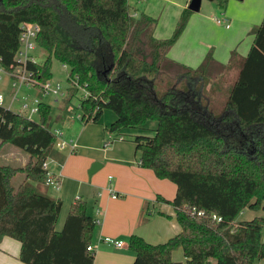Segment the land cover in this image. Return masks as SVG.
<instances>
[{
    "label": "trees",
    "instance_id": "1",
    "mask_svg": "<svg viewBox=\"0 0 264 264\" xmlns=\"http://www.w3.org/2000/svg\"><path fill=\"white\" fill-rule=\"evenodd\" d=\"M229 1L218 3L225 8ZM192 13L184 10L173 36L160 40L158 20L136 17L128 0H0V63L15 64L20 25L38 23V45L48 56L29 68L39 80H51L57 59L70 69L65 99L79 89L86 93L79 106L85 123L109 110L116 115L110 132L140 131L133 137L140 166L177 187L172 201L158 200L173 206L181 232L156 245L131 236L134 264H182L172 258L179 248L187 264H255L264 260V217L237 219L246 209L264 210V19L226 111L216 115L205 86L231 73L240 57L232 51L225 65L210 52L197 68L170 58ZM39 114L34 121L0 107V143L30 158L23 168L0 165V243L5 237L20 242L24 264H94L88 247L96 223L87 202L78 199L57 231L62 201L32 184L46 185L43 166L56 145L50 106L41 104ZM151 121L157 127L148 134ZM18 174L26 178L16 184Z\"/></svg>",
    "mask_w": 264,
    "mask_h": 264
},
{
    "label": "crops",
    "instance_id": "2",
    "mask_svg": "<svg viewBox=\"0 0 264 264\" xmlns=\"http://www.w3.org/2000/svg\"><path fill=\"white\" fill-rule=\"evenodd\" d=\"M144 1L146 0H138L137 3H142ZM170 1L171 0H169V2ZM190 2L191 0H177L171 3L172 7L168 17V31H163L160 28L158 29L157 25L154 32V36L157 39H167L173 31L175 32L181 15L184 10L189 9ZM215 4L217 5H214L212 8V13L217 16L214 17L204 14L202 19H200V17H197L199 16V12H193L189 21L190 25L192 24L191 27L193 25L195 27L201 26V32L207 30V28L211 26L210 24H217L216 18L227 20L230 25L229 28H227L225 24L221 25L226 29L231 28L232 20H234L235 24L239 25L236 32L230 37V40L223 43L221 46V49L229 52V54L221 56L222 58H220L218 53H216L215 58L220 63L227 65L230 61V54L232 51H237L239 54L240 60L233 66L236 68L231 72V81H228V77L224 79L225 82L223 81L226 83L225 85L229 84L230 90L239 76L244 59L248 57L254 44L255 37L253 31L264 19V0H230L225 8L221 7L219 3ZM202 7L203 3L201 9ZM136 11L133 14L139 17ZM142 15L148 14L144 13ZM246 38H249V40L246 41ZM203 44L206 46L204 49H199L196 46L195 48H190L193 52L191 54V60L180 57L178 53L173 50L174 47L171 49L169 56L176 61L197 68L210 52L213 53L212 49L215 45L207 42L202 43V47H204ZM256 64L257 63H253L251 66L257 67ZM67 95L68 90L65 91L63 99H65ZM15 101L12 99L9 106H5L4 102L3 107L13 111L12 106ZM16 113L28 117V114L22 111ZM115 121L116 115L109 123H107V121L100 124V120L98 122L92 121L90 124H100V126L96 128V131L91 129L83 133L89 126L83 125L82 131L78 129L79 132L75 138L68 136L69 133L66 132V129L64 131L57 129L63 133L62 139L65 141H73L76 144V148L74 150L71 148L60 150L57 147L53 150L54 153L52 152L55 155L49 158L51 170L55 174L60 175V194H58L57 198L49 195V189L51 187L47 185H38L40 194L61 200L63 206L64 201H68L69 199L75 198L71 206H73L78 199L85 200V198L81 196V193L89 190V185L87 183H93L92 186L103 187L105 188L104 192L109 193L111 197L108 196L106 204L104 202L106 206L102 211L97 208L98 202L94 195H92L91 199H88L89 201L86 200L91 204V208L95 210V218L97 216L101 221L100 225H98L94 231L91 244L93 252L95 253L94 264H134L135 254L129 251L130 247L129 250L126 248L125 240L130 241L131 236L137 235L144 238L150 244L156 245L168 242L181 232L180 225L176 221V213L173 206L167 204L165 201L158 200V197H162L167 201H172L176 196L177 187L176 192L172 194L170 186L162 183L164 180L159 179L154 171L140 166V153L136 150V144L133 140H127L126 135L123 133H115L116 135H114V133L110 132L109 128ZM147 127L148 129L155 130L157 124L156 122L153 124L149 123ZM137 132L140 133V131ZM107 133H111L109 137L111 136L114 138L111 143L114 141L116 142L112 145L105 146L108 141V139H106ZM121 137H123V139H121ZM57 149H59V151H57ZM65 151L68 152L69 155L83 153L86 159L82 161L77 156L67 157L64 154ZM29 159V155L21 149L9 144L2 145L0 143V165L23 168L28 164ZM97 162L102 164L95 173L102 169L103 171L97 175L94 180L93 178L91 179V177L95 173L89 175V180L88 170L92 168V164ZM74 163L75 165L71 167L70 165ZM62 174L64 175L63 179ZM18 176H23L20 183L25 181V174H18ZM18 176L16 178H18ZM106 177H108V184ZM113 193L118 195V197L113 198ZM125 197L126 199H124ZM97 210L99 211V216L97 215ZM88 213L93 216L89 210ZM145 213L148 214L147 221H143ZM107 236L123 241L124 246L122 248L109 246V244L104 242ZM20 250V242L5 237L0 243V264H24L19 258ZM172 258L176 262L187 264V259L181 248L174 251Z\"/></svg>",
    "mask_w": 264,
    "mask_h": 264
},
{
    "label": "rangeland",
    "instance_id": "3",
    "mask_svg": "<svg viewBox=\"0 0 264 264\" xmlns=\"http://www.w3.org/2000/svg\"><path fill=\"white\" fill-rule=\"evenodd\" d=\"M175 2L177 0H171L169 2V0H146L142 3H137L138 0H128L129 6L131 8V11L134 13L136 10L137 15L139 17L142 16V14L146 13L149 16L154 17L155 19L158 20V29H162L163 31H168V27H169V20L168 17L170 15V10L172 7V2ZM219 0H214V2L208 1V0H202L203 3V7L201 9V12H199V16L200 19H202V17L204 16V14H208L210 16H217L216 14L212 13V8L214 7V5H217L215 3H218ZM213 5V6H211ZM201 15V16H200ZM192 16V15H191ZM192 25V24H191ZM190 25V21L189 24L186 28V30L184 31V33L182 34V36L180 37V39L177 41V43L175 44L173 50H175L178 55L182 58H185L187 60H191L192 58V51H191V47L195 46L197 48H206V46L203 44L204 47H202V43H211V44H215L212 51L214 54V57L216 58V53H218L219 57L222 58L221 56H226L227 54H229V52L222 50L221 46L223 45V43L227 42L230 40V37L232 36V34L234 32H236L237 27L239 25L235 24L234 20H232V25L230 29H226L224 26H221L220 24H210L211 26L207 28V30H203L204 32L200 31V27L201 26H192ZM191 27V29H190ZM189 28V29H188ZM202 30V29H201ZM174 33V31H173ZM173 33L171 35H169V37H167V39L171 38L173 36ZM251 38V36H250ZM249 38H246V41H248ZM217 46V47H216ZM37 57L39 58V62L40 64H43L48 56L47 52L44 49H39L36 52ZM225 58V57H223ZM0 68H2V65L0 63ZM69 73H70V69L68 68V66L63 65L61 62H59L57 59L53 58L52 59V78L50 80L51 85H57L60 84L62 87V91H66L69 90L70 88V84L68 82V78H69ZM2 80L0 81V93H3L4 97H5V106H9L12 102V99L14 98V94H15V88H13L12 86V82H11V78L9 77V75L3 74L2 75ZM228 77V81H231V77H232V73L229 72V74L223 76L220 80H218L216 83H212L211 81L209 82V85L205 86L204 89V93H205V98L206 101L208 102V104L210 105V109L216 114V115H221L224 111H226V104H227V100H228V93H229V84L225 85L226 83H224V79ZM224 81V82H223ZM69 93V91H68ZM85 91L83 89H79L76 94L74 95L72 101H67V99H63L61 97H55L52 94L49 95H45L41 92L40 89L37 88H28V87H23L18 91L17 97H18V101H15L12 109L14 112H23L28 114L27 112H24L21 108V106L24 105V100L28 99V102L31 103L33 102L34 99L38 98L41 102V104H45L47 106H50V116L52 117V122H51V126L53 131L57 130V129H61V130H65L66 132L69 133L68 136H71V138H75L77 136V133L79 132L78 129L83 128V125H89L85 132L89 130H95L96 128H98L100 126V124H102V122H107L109 123L114 117L115 115L113 114L112 111L109 110H105L103 115L100 118V124H90L91 122H88V124H85V122L82 120V110L79 108V105L81 103V97L84 96ZM28 118L34 121H40L41 120V116L39 113L34 114L32 116H30L28 114ZM150 124H153L155 122H149ZM151 130V131H149ZM148 134H152L153 131L152 129H148ZM146 131V132H147ZM65 132V135L67 136ZM123 134L126 135V139L127 140H133V137L138 134L137 130L134 129H125L123 132ZM111 133H107L106 135V139H108L109 135ZM114 135H116L114 133ZM57 138V137H56ZM59 139H56V145L54 147V150L57 148V144H58ZM116 141H114L113 143H115ZM113 143H111L110 145H112ZM57 151H59V149H57ZM62 152V151H61ZM80 152V151H78ZM54 153V152H53ZM51 154V158L53 157V155L55 154ZM65 156L67 157H79L82 161H84L86 159L85 155L83 153H77V155H69L68 152L65 151ZM98 163V162H97ZM96 164V163H94ZM92 164L91 167L94 165ZM102 164V163H100ZM74 164L70 165L71 167L74 166ZM91 169V168H90ZM88 170V178H89V171ZM103 171V169L101 171H98L97 173H95L91 179L94 178L99 175L101 172ZM23 176H18V178L15 179L16 184H19L22 180ZM64 175L62 174V179H63ZM108 177H106V181L108 184ZM90 180V178H89ZM165 185L170 186L171 190H172V194L173 192H176V185L169 181V180H164ZM36 189L39 192L38 189V184L36 183H32ZM89 185V190L86 192L81 193V196H83L85 198V201H89L88 199L92 198V195H94L97 203V208L101 209V211L105 208L106 205H104V202L106 204V200L108 199L109 193H105V188L103 187H96V186H92L93 183H87ZM44 185V184H43ZM58 194H60L59 189L53 188L51 187L49 189V195L51 197L57 198ZM171 194V195H172ZM111 197V196H109ZM73 198V197H72ZM111 199V198H110ZM126 199V197L124 198ZM75 198L73 199H69L68 201H64V206L63 209L60 213L57 225H56V230L57 231H61L64 227L65 224V220L67 218V215L69 213V209L71 204L74 202ZM112 200V199H111ZM110 200V201H111ZM86 201V202H87ZM103 203V204H102ZM88 204V210L92 213L93 217L95 218V210L91 208V204L89 202H87ZM256 217H264V210L262 209H258V210H252V209H246L239 217L237 220L239 221H250L253 220ZM98 227V225H96V228ZM109 238L118 240L117 238L114 237H110L107 236ZM126 243V248H128L129 250V240H125ZM112 246L113 245H109ZM125 248V249H126ZM131 252V250H129ZM133 253V252H131ZM133 264V263H132ZM211 264H216L215 260H211ZM255 264H264V260L261 261H256Z\"/></svg>",
    "mask_w": 264,
    "mask_h": 264
},
{
    "label": "built area",
    "instance_id": "4",
    "mask_svg": "<svg viewBox=\"0 0 264 264\" xmlns=\"http://www.w3.org/2000/svg\"><path fill=\"white\" fill-rule=\"evenodd\" d=\"M216 21L220 25H226L227 28L230 27L227 20L218 19ZM41 26L38 23L24 22L20 25V35H19V48L15 55V64L10 67V69H6L2 66L0 68V81L2 80L3 74H8L11 78L12 86L15 88V94L13 101L18 100L17 94L18 91L23 87L28 88H37L40 89L41 92L45 95L52 94L55 97L63 98L65 96V91H62V87L60 84L51 85V82L48 81L46 83H42L38 74L29 68L30 64L38 65L40 64L39 58L36 55L37 50L41 47L38 45V39L41 34ZM86 94V93H85ZM24 105L22 106V110L27 112L30 116L39 113L41 102L38 98L34 99L33 102L29 103L28 99L24 100ZM5 97L2 93H0V107L4 106ZM80 106V105H79ZM29 117V116H28ZM55 136L59 139L57 147L60 150H65L67 148H71L74 150L76 148V144L73 141H65L62 139L63 133L60 130L54 131ZM56 138V139H57ZM123 139V137H121ZM114 140L113 137H109L105 146L110 145V143ZM44 169L46 170V185L49 187H53L56 189H60V175L55 174L50 167L49 160L44 163ZM113 198H117L118 195L115 193L112 194ZM99 211L97 210V215ZM202 215V213H199ZM99 216V215H98ZM214 219L221 221V219L217 216H214ZM96 225H100L101 221L96 216L95 218ZM104 242L113 245L116 248H122L124 246V242L121 240H115L109 237L104 239ZM88 250L93 252V247L89 246Z\"/></svg>",
    "mask_w": 264,
    "mask_h": 264
},
{
    "label": "water",
    "instance_id": "5",
    "mask_svg": "<svg viewBox=\"0 0 264 264\" xmlns=\"http://www.w3.org/2000/svg\"><path fill=\"white\" fill-rule=\"evenodd\" d=\"M208 1L213 2L214 0H208ZM201 6H202V0H191L188 8L190 11L198 13L201 10ZM100 166L101 164L99 163L94 164L90 170V175H93Z\"/></svg>",
    "mask_w": 264,
    "mask_h": 264
}]
</instances>
